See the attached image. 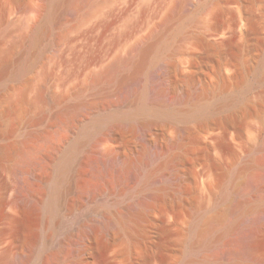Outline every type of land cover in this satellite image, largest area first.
<instances>
[{"label":"rangeland","instance_id":"rangeland-1","mask_svg":"<svg viewBox=\"0 0 264 264\" xmlns=\"http://www.w3.org/2000/svg\"><path fill=\"white\" fill-rule=\"evenodd\" d=\"M96 2L61 0L28 81L0 96V264H249L248 247L264 257V0ZM47 3L0 0V62L25 53ZM167 12L177 23L190 18L154 68L109 69ZM171 64L182 76H166ZM190 101L212 116H180ZM204 120L215 135L202 134ZM64 161L71 170L54 202L48 185ZM217 200L222 222L193 231L203 213L218 210ZM139 203L152 210L138 233L129 221L106 232L105 222L128 220ZM237 203L253 208L220 240L196 247L236 218ZM30 242L39 250L22 263Z\"/></svg>","mask_w":264,"mask_h":264},{"label":"bare ground","instance_id":"bare-ground-1","mask_svg":"<svg viewBox=\"0 0 264 264\" xmlns=\"http://www.w3.org/2000/svg\"><path fill=\"white\" fill-rule=\"evenodd\" d=\"M60 1L61 0H48L47 5H45L46 6L45 18L43 19V21H41L40 20L41 18H40L39 20H37L38 22L36 23V25L33 26V31L34 32H33V35L31 37L30 45L27 47L25 53H23L22 56H20L18 58H15V59L9 57V55H8L0 62V96L1 97H2V95L4 93V91L6 93L8 88H10V86L13 85V83H15V82L16 83L17 82H19V83L20 82H23V83L25 82L26 83V81H28L30 73L32 72V69H33L35 63L39 60V58H40V56L42 54V45H41V40H40V34L44 30L46 32V27L48 26L47 24L51 23L55 19V17L57 16L58 8L60 6ZM82 1L83 0H77L78 3L82 2ZM84 1L88 5L97 3L96 0H84ZM79 5H81V3L76 5L78 7V10H80ZM94 6H96V5H94ZM42 14L43 13H40L39 17H41ZM172 15L173 14L171 12H167L162 17L160 22L156 25V27L154 26V28H152V26H151L152 29L147 34L145 33V35L139 36L138 39L135 41V43L130 48V55H128L129 57H127L125 60L118 59L114 64H112L110 66L109 69H113V67H117L118 65H120L122 63H123L124 67L132 69V70H135V71H138L141 68H145L146 70L149 71L152 68H154L156 66V64H157V61L159 60L158 57H159L160 53L166 47V45L169 42V40L174 35H176L177 33L180 32L181 28L184 25V22L186 20H188V18H190V16L189 17H186V16L181 17L179 19V22L177 23V22H174L175 21V20H173L174 16H172ZM159 33H163V35H158ZM247 33H248V35L250 34V36H253V38L256 39L255 30H250ZM225 42H227L229 44L230 40L227 38L225 40ZM211 46L213 47V49H211V50H213V51L215 50L216 51V49H215L216 45L215 44L214 45L211 44L210 47ZM165 72H166V76L170 80L174 79V77H176V76L177 77L182 76V75H180L181 73L179 74V67L176 64H171L166 69ZM93 78L95 80H99L101 78V74H94ZM95 80H93V81H95ZM221 83L222 84L225 83L224 77L221 80ZM202 91L203 92L200 93V94H204V90H202ZM143 95H144V93H143ZM185 95L188 96L189 93L185 94ZM188 97H184V98L187 99ZM37 98L39 100L42 98V93L41 92H38ZM186 99H185V101H189V99H187V100ZM18 102H19L20 105L24 104L26 102V98H25V93L24 92L20 95V97L18 99ZM190 102H193V101H190ZM146 106H147L146 102L142 103V107L143 108H146ZM223 108H224L223 111L224 112L226 111L227 115H229L233 111L231 105H224ZM72 111L70 113L67 112V111L66 112L71 114ZM0 114H5V110H0ZM189 114L201 115V116H212L213 112L212 111L211 112L208 111V109H206L205 106H203L202 104H199L198 102H193V103H190V105L188 107V110L185 113H182L180 116H187ZM226 114L224 113V116ZM107 117H108V119L106 118L107 120H109V119L121 120L122 117L125 118L126 116H121V117L107 116ZM204 123H206L205 120H204ZM201 131H202V134L205 135V136L215 135L216 131H217V127L215 125H210V123H206L202 127ZM229 132H230L229 128H223L222 131H220V134L223 136L224 139H226V137L228 136ZM188 134H189L188 130L184 129V131L182 132V135L186 136ZM109 141L111 142L112 145H115L117 143V139L115 137H110ZM10 150L11 149H6V152H9ZM109 157H112V159H113V161L115 163L119 162L120 156H119L118 153H112V154H110ZM71 162L70 161H64V162H61L60 164H58L57 170H56V175H55L54 179L48 185L49 186L48 188H49L50 194H51V197H50L51 201L57 200V198L59 197L62 185L67 180L69 172L71 170ZM258 162H257L258 165L261 166L264 169V160L262 159V161L260 160ZM256 187H257V185H256ZM226 194H227V192L225 191L224 195H226ZM160 195H161V193H160ZM220 204H221V201L217 200L216 203H215V206H214V209H218L215 212L216 213L218 212L219 215L216 214V216H215V212H212V214L210 213L209 215L207 213H203L201 215V217L199 218V220H197L193 224L192 230L193 231H202V232H204L203 229H205V228L202 229L201 228L202 227L201 224L207 225L208 223H213V222L221 223L222 222V218H223L224 214H226V213L222 212V209H221L222 207H220ZM238 204L239 203H237V205ZM235 206H236V204H235ZM133 207H134V205H133ZM251 208H253L252 204L251 205H248V204L245 205L244 203L243 204H239L237 206V209H236V212H237L236 218L233 219L232 221L228 222V223H224L223 227H222V229H221V231L219 233H212L210 235H206V236L202 237L201 239H199L197 241V243H195L196 247L208 246L212 242V240H220L231 229H234V227L238 226L239 223H241L240 222L241 221L240 215H242L243 213H245L247 211H250L249 209H251ZM151 210H152V205H149L147 203H139L138 205H136L134 207V212L130 213V215L128 217L129 218L128 220H125V221L122 220V221H119L118 223H113L114 221L111 222V223L110 222H107V223L105 222V227L107 229L106 232H108V230H110L115 235L116 233H119V231L121 229H124L125 228V224L128 223V221H129L130 225H131V229H133L131 234L133 235V233H138L140 231V229H141V226H143V224H147L148 222H150L149 221V219H150L149 217H150V213H151L150 211ZM220 213L222 214V216L220 215ZM258 220H260V222H262L263 226L260 225V224L259 225L264 227V222H263L264 215ZM199 221H201V222H199ZM21 227L24 230L31 229L30 228V224H28L27 222H22L21 223ZM97 229L99 230L98 227H97ZM95 230H93L92 232H89L88 234L90 236H95L97 234V230L96 231ZM100 230H101V228H100ZM25 232L27 233V231H25ZM162 232L163 233H167L168 232L167 227H163L162 228ZM38 250H39V245L37 243L30 242L29 243V247H28V252L26 253V255L23 258H21L23 260L22 263L28 261L29 259H32L36 255ZM242 253H243V256L248 261H250L249 264H264V257H262V255L258 252V250L254 249L252 247L251 248L248 247V249L244 250ZM7 256H9V253L6 252V253L3 254L2 258H6ZM19 257H21V256H19ZM19 257H18V259H20ZM239 257H241V256H239ZM229 259H231V258H229ZM233 259H236V258H233ZM242 261H236V262H234L232 264H245V263H243L244 261L243 262Z\"/></svg>","mask_w":264,"mask_h":264}]
</instances>
